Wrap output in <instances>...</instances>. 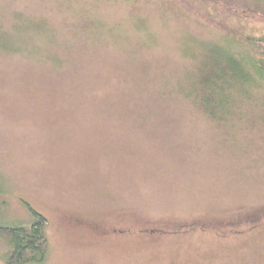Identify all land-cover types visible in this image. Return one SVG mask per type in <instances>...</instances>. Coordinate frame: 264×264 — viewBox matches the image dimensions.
<instances>
[{
    "label": "rangeland",
    "instance_id": "obj_1",
    "mask_svg": "<svg viewBox=\"0 0 264 264\" xmlns=\"http://www.w3.org/2000/svg\"><path fill=\"white\" fill-rule=\"evenodd\" d=\"M262 35L264 0H0V225L43 215L45 264H264V83L186 98Z\"/></svg>",
    "mask_w": 264,
    "mask_h": 264
},
{
    "label": "trees",
    "instance_id": "obj_2",
    "mask_svg": "<svg viewBox=\"0 0 264 264\" xmlns=\"http://www.w3.org/2000/svg\"><path fill=\"white\" fill-rule=\"evenodd\" d=\"M234 41L229 44L232 51L216 63L215 74L208 80L200 99L198 84L193 91L184 94L197 104L199 101L200 108L219 121L223 120L221 117L231 105L228 95L231 90L258 89L264 83V35L245 37L241 44L247 47V51L242 53L241 44ZM26 207L30 215L28 222L11 220L5 226L0 225V239L7 247L0 258L2 264H45L48 259L47 219L30 206Z\"/></svg>",
    "mask_w": 264,
    "mask_h": 264
}]
</instances>
